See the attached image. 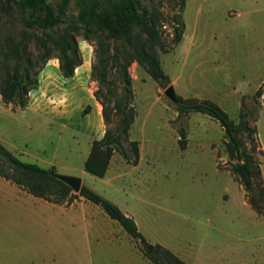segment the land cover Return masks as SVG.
<instances>
[{
    "label": "rangeland",
    "instance_id": "rangeland-1",
    "mask_svg": "<svg viewBox=\"0 0 264 264\" xmlns=\"http://www.w3.org/2000/svg\"><path fill=\"white\" fill-rule=\"evenodd\" d=\"M49 1L56 7L62 2ZM93 1L68 0L64 23H75ZM140 1L161 12L162 38L168 45L177 26L174 15H181L182 42L169 53H160L170 86L177 97L215 102L236 124L240 112L245 113L256 130L254 157L264 183V0H186L183 12L178 0ZM24 29L13 7L0 6V54L4 38L10 33L18 38ZM77 41L82 57L84 47L85 56L92 50V67L95 41L84 40L82 34ZM54 56L41 71L39 89L30 93L27 108L5 105L0 97V142L9 151L25 163L80 178L82 185L133 218L149 243L161 244L176 255L188 252V264H264V213L251 208L249 194L232 172L235 161L216 119L202 113L178 117L176 104L165 95L169 86L161 88L134 62L129 73L137 115L129 138L139 142L140 162L132 165L116 152L105 177L93 176L85 171L84 163L92 141L104 135L105 124L92 109L90 91L94 96L99 88L104 93L106 89L91 78L88 63L73 79L64 78ZM88 106L91 109L85 113ZM181 128L186 133L184 150L179 145ZM0 168L12 171L1 155ZM13 189L22 188L0 179V190ZM84 202L87 215L98 223L99 239L118 241L130 256L138 252L139 264H147L146 257L140 263L143 253L138 243L118 222L100 206ZM77 212L74 222L66 210L64 215L55 210L48 219L57 214L65 224H72L74 230L69 232H75L72 243H79L80 264H89L84 261L88 234L80 209ZM65 239L71 237L66 233ZM15 249L19 254L21 248ZM37 253L42 260L47 257L39 246ZM24 254H32L29 246L24 247ZM61 264L78 263L65 254ZM105 264L118 263L110 254Z\"/></svg>",
    "mask_w": 264,
    "mask_h": 264
},
{
    "label": "trees",
    "instance_id": "trees-1",
    "mask_svg": "<svg viewBox=\"0 0 264 264\" xmlns=\"http://www.w3.org/2000/svg\"><path fill=\"white\" fill-rule=\"evenodd\" d=\"M68 3V0H62L56 7L49 0H0L1 7L9 4L14 8L25 27L20 37L10 33L3 40L0 97L5 105L25 108L30 93L39 89L41 71L55 57L54 54L59 60L62 76L72 78L83 64L77 36L82 34L84 40L95 41L96 62L91 67V78L106 89L105 93L101 88L94 92V97L102 106L105 131L101 139L92 141L84 169L93 176L103 178L116 152L132 165L137 166L140 162L139 142L129 138L137 115L133 105L130 66L136 62L161 88L170 86V77L161 67L160 53H169L182 42L185 24L181 15H174L177 26L168 45L162 38L161 12L140 0H95L81 10L75 23L65 24L63 16ZM178 4L183 12L186 0H178ZM31 44H34V49ZM260 94L261 90H258L256 95ZM90 109L88 106L84 112ZM176 110L180 118L190 113H202L220 123L227 138V152L235 161L231 170L249 194L251 208L263 214L264 183L254 157L257 151L254 145L256 130L250 126L245 113L240 112V122L236 124L215 102L180 96ZM185 136L181 128L179 145L183 150L186 148ZM0 155L12 168L10 172L0 168V177L6 181L54 204L70 205L83 197L100 206L112 220L118 222L136 240L140 251L152 264H187L161 244L149 243L133 218L89 187L82 185L80 192L74 193L70 186L58 179L55 168L46 169L25 163L1 142Z\"/></svg>",
    "mask_w": 264,
    "mask_h": 264
},
{
    "label": "crops",
    "instance_id": "crops-1",
    "mask_svg": "<svg viewBox=\"0 0 264 264\" xmlns=\"http://www.w3.org/2000/svg\"><path fill=\"white\" fill-rule=\"evenodd\" d=\"M86 50L84 47V62L76 70L74 77L78 74L80 68L87 63L91 69L90 57L92 50L90 56H85ZM90 95L93 100L92 109L102 115V106L94 98L93 91H90ZM0 179L3 178L0 177ZM6 182L9 183V181ZM84 200L86 199L79 197L70 205H61L35 197L22 189L0 190V264H61L65 254H67L70 260L77 261L80 264L79 243H72L75 242L73 240L75 232H69L70 229L74 230L73 227L71 228L72 224H65L63 217H59L57 214L56 216H52L51 221L48 219L49 213L54 214L56 210L64 215L66 210L69 213L71 222H74V217L79 215L78 209H80L81 219L86 226V235L88 234L84 261H87L89 264H98V262L99 264H105V262H109L110 254H112L114 261L118 264H139L137 251L130 256L118 241L111 239L101 240L98 238V223L93 217L91 218L87 215L88 205H86ZM92 208L94 212L96 211L100 214L97 207ZM33 215L37 216L35 220L32 218ZM66 233L67 236L71 237V240L65 239ZM34 245L36 251L34 250ZM16 246L21 248L19 254L17 253L18 250L15 249ZM25 246L31 248L32 254H24ZM38 246L47 253V257L43 260L40 259L37 253ZM105 246L109 248H105ZM176 253L178 257H181L188 264V252L183 254ZM49 254L51 257H48ZM141 262H145L144 254L140 257ZM146 263L152 264L148 260Z\"/></svg>",
    "mask_w": 264,
    "mask_h": 264
},
{
    "label": "water",
    "instance_id": "water-1",
    "mask_svg": "<svg viewBox=\"0 0 264 264\" xmlns=\"http://www.w3.org/2000/svg\"><path fill=\"white\" fill-rule=\"evenodd\" d=\"M165 95L175 104L178 102V97L172 85L169 86L168 89H166ZM58 179L70 186L74 193L78 194L80 192L82 187V180L80 178L73 176L58 175Z\"/></svg>",
    "mask_w": 264,
    "mask_h": 264
}]
</instances>
